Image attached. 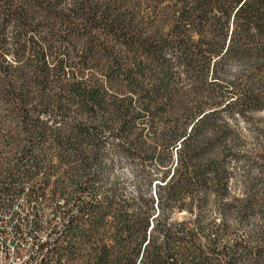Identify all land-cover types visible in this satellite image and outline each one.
<instances>
[{"label":"trees","instance_id":"1","mask_svg":"<svg viewBox=\"0 0 264 264\" xmlns=\"http://www.w3.org/2000/svg\"><path fill=\"white\" fill-rule=\"evenodd\" d=\"M263 112L264 0H0V150L31 163L0 192L65 197L54 247L83 264H264V231L226 239L264 227V150L238 125ZM45 150L71 165L47 193Z\"/></svg>","mask_w":264,"mask_h":264},{"label":"rangeland","instance_id":"2","mask_svg":"<svg viewBox=\"0 0 264 264\" xmlns=\"http://www.w3.org/2000/svg\"><path fill=\"white\" fill-rule=\"evenodd\" d=\"M260 117L263 120H255L253 122L245 123V122H239V128L242 129L243 136L241 138V141L243 142V147L240 150H257L259 147L261 150H264V112L260 114ZM20 152V150H18ZM34 155L38 156L39 153H33ZM41 154L45 155L44 162L40 164V166L43 168V170H47V172L51 175V179L49 181V184L45 186V192L47 193L50 189H52V182L55 178L58 176L64 174V172L71 167L70 164L67 162L65 163H59L58 160V154L57 150H45ZM21 156L20 153H17L16 150H0V170L7 169V167L11 168L12 166H19L24 168H29L31 163H25L24 161L19 162L16 161V158H19ZM102 167V166H101ZM235 167V177L236 181L238 182L240 180V176L242 174V170L246 168L245 163L243 161H239L234 164ZM113 174H121L123 177V181L125 184L126 193L130 194L134 190L135 181L134 176L131 168L125 163L124 160L117 159L114 163V166L112 168ZM264 180V174L262 175ZM105 178V177H104ZM0 182H2L0 177ZM37 183L40 182V180L36 181ZM24 186L26 188H32V185L26 184V185H19ZM84 186H89V183H86ZM101 189H104L103 182L99 185ZM16 187V185H15ZM101 196L97 197V199H100ZM27 198V197H26ZM27 202L32 206V202H30L29 199H26ZM67 203H65V197L56 199L53 202H49L48 200H37V203L34 204V209L40 214V218L44 221L43 226L44 229H52L57 230L59 229L60 232L57 235V238H54V240L58 239L61 236V233L63 232L64 226L67 224V218L71 216V214H75L74 208L72 207L68 209ZM58 209L60 214L57 213ZM67 210H70L67 211ZM35 211V213H36ZM64 212L65 214H61V212ZM32 213V212H31ZM68 213V214H67ZM251 224H259V220L254 219L252 220ZM84 230V229H83ZM45 235L48 234V230H44ZM260 231H264L263 228L258 227H236L231 229V233L226 236V239H232V240H244V239H257L262 238V235L260 234ZM98 235L96 238H101L103 235L102 229L97 230ZM68 238V237H67ZM67 238H65V242H58V257L62 261L65 262V264H83L84 262V256L88 254V246L77 243V247L75 250L71 249L69 245L66 243ZM77 242V241H76ZM232 245L231 243L229 246ZM57 245H55L56 247ZM250 248H254L256 245L249 244ZM259 246V245H258ZM73 253L76 255L74 258L71 259L70 253ZM79 256V257H77ZM82 256V257H80ZM55 258V256H54ZM54 264L55 260L53 261ZM61 264V261H60Z\"/></svg>","mask_w":264,"mask_h":264},{"label":"built area","instance_id":"3","mask_svg":"<svg viewBox=\"0 0 264 264\" xmlns=\"http://www.w3.org/2000/svg\"><path fill=\"white\" fill-rule=\"evenodd\" d=\"M22 199L29 198L0 192V264H50L58 255L54 238L60 230L43 229L44 221L34 209L37 200H30L32 213H21ZM36 230H48V237H36Z\"/></svg>","mask_w":264,"mask_h":264},{"label":"bare ground","instance_id":"4","mask_svg":"<svg viewBox=\"0 0 264 264\" xmlns=\"http://www.w3.org/2000/svg\"><path fill=\"white\" fill-rule=\"evenodd\" d=\"M31 212H32V206L27 202L26 199H22L21 200V213H31ZM44 227L45 226H43V229ZM44 233H45L44 230H36V237H48V234L45 235ZM50 264H54L53 261H50ZM57 264H60V263H57Z\"/></svg>","mask_w":264,"mask_h":264}]
</instances>
